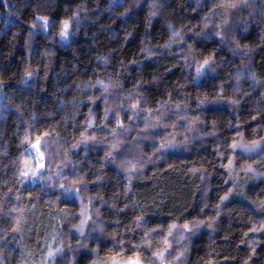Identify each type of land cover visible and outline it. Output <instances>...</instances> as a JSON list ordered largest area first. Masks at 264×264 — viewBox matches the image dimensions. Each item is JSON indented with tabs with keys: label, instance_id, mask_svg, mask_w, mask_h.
<instances>
[{
	"label": "trees",
	"instance_id": "trees-1",
	"mask_svg": "<svg viewBox=\"0 0 264 264\" xmlns=\"http://www.w3.org/2000/svg\"><path fill=\"white\" fill-rule=\"evenodd\" d=\"M51 249L264 264V0H0V253Z\"/></svg>",
	"mask_w": 264,
	"mask_h": 264
},
{
	"label": "rangeland",
	"instance_id": "rangeland-1",
	"mask_svg": "<svg viewBox=\"0 0 264 264\" xmlns=\"http://www.w3.org/2000/svg\"><path fill=\"white\" fill-rule=\"evenodd\" d=\"M43 21V30L46 31V24H47V21L45 19L42 20ZM8 26V22H5L4 23V27L7 28ZM67 24L64 25V29H66ZM63 29V33H66L65 30ZM61 42H64V40H61ZM54 256V254H53ZM49 258H52V249L51 251H49V254H44L43 255V260L42 261H32L33 263L32 264H47V261ZM54 260H52L53 262ZM0 264H5V261H4V257L2 256V254L0 253ZM113 264H144L143 262H141V260L139 258H132V259H128V260H119V261H116L114 262Z\"/></svg>",
	"mask_w": 264,
	"mask_h": 264
}]
</instances>
